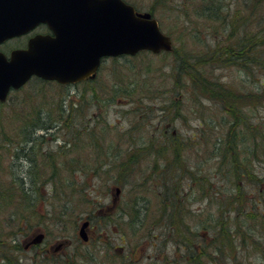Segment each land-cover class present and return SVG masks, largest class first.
Returning a JSON list of instances; mask_svg holds the SVG:
<instances>
[{
    "label": "rangeland",
    "instance_id": "obj_1",
    "mask_svg": "<svg viewBox=\"0 0 264 264\" xmlns=\"http://www.w3.org/2000/svg\"><path fill=\"white\" fill-rule=\"evenodd\" d=\"M125 1L150 11L152 0ZM221 1L226 24L222 17L212 22L214 37L202 18L185 29L171 11L161 18L151 12L170 36L171 52L105 57L93 81L73 86L38 84L32 77L0 102V264H64L67 257L74 264H153L163 255L172 264L168 239L154 247L151 235L165 233L158 222L164 192L170 191L164 177L181 194L182 213V154L216 182L209 183L211 191L204 185L213 199L194 190L201 201L191 193L190 208L215 212L219 190L242 199L239 217L263 212L264 201L257 203L248 189L264 195V0ZM27 36L1 50L9 54ZM182 56L187 64L200 62L190 64L197 65V87L182 73ZM228 56L233 63L225 61ZM211 82L224 88L210 94L205 88ZM124 87L133 89L132 99L115 91ZM236 90L246 98L233 110L225 99ZM257 91L258 100L248 96ZM63 96L72 111L68 119L46 132L28 126L29 136L38 138L25 142V114L57 108ZM242 161L244 179L236 175ZM86 218L89 238L83 242L78 230ZM40 232L43 241L25 249Z\"/></svg>",
    "mask_w": 264,
    "mask_h": 264
},
{
    "label": "water",
    "instance_id": "obj_2",
    "mask_svg": "<svg viewBox=\"0 0 264 264\" xmlns=\"http://www.w3.org/2000/svg\"><path fill=\"white\" fill-rule=\"evenodd\" d=\"M45 23L50 32L31 35L9 56L0 51V102L32 76L69 84L93 77L102 58L169 51L172 40L150 11L125 0H0V43ZM116 194L120 188L116 187ZM89 220L78 234L88 240ZM40 232L29 243H39ZM61 246L59 244L55 249Z\"/></svg>",
    "mask_w": 264,
    "mask_h": 264
},
{
    "label": "trees",
    "instance_id": "obj_3",
    "mask_svg": "<svg viewBox=\"0 0 264 264\" xmlns=\"http://www.w3.org/2000/svg\"><path fill=\"white\" fill-rule=\"evenodd\" d=\"M224 7L225 4L222 3L221 0H152L149 10L159 18H161L160 15L165 13V10L168 12L171 11L175 14L178 24L185 29H187V27L189 28L190 24L196 23L199 18H202L204 22L203 24H206L205 28H208L210 31L208 33L212 34V37H214L211 28L213 26L212 22H217L222 17L221 25L226 24L225 17L227 14L220 15V11L224 9ZM242 47L243 46H239V48ZM172 49L169 52H171ZM228 51L232 54L234 48H229ZM138 53L134 56H137ZM232 58V56H228L225 58V61L233 63V60H231ZM181 59L182 73L188 80L192 81L193 86L197 87L192 79L195 76H198V72L196 71L197 65H191L194 63L200 65V62L192 60L187 64L185 56H182ZM189 59L192 58L189 57ZM179 60L180 58L177 56L175 62ZM37 79L38 84L49 82L48 80H43L41 78ZM84 81L85 83L91 82L93 81V78H87ZM57 84L59 86H65L64 84ZM221 85L222 84L215 85L211 82L205 88L206 92L213 94L215 91L218 92V88L220 89L219 91H221L224 88ZM119 89L121 88H115V91H117V93L121 92L123 95L127 94L125 97H128V99L134 97L133 93H131L133 89L128 90L126 87L123 88L124 90ZM248 96L253 99L256 97V93L250 92ZM65 103L66 99L65 96H63L58 100L57 108L55 107L54 109L51 108L50 110H45L41 107L27 112L25 114V125L23 124L21 126V138L24 139L25 142L36 140V137L33 138V136H29L31 130L26 129L28 126L30 127L32 125L34 129H40L46 132L52 128V123L58 124L62 121H66L72 111H69L70 108H68ZM43 136V134L39 135V137L42 138ZM224 152H228L227 147L220 154ZM224 156L225 155H223V157ZM242 163V171L237 169L236 175L239 178L242 176L244 179L247 173L245 161H242ZM249 173L254 176L251 171H249ZM51 174L49 179L53 176L55 177V175L51 176ZM165 180L166 178L164 177L162 180L163 186L170 191L164 192L162 198L164 206H162L161 213L158 216V222L163 221L162 225L165 233L161 237H159V235L162 231L154 233L151 235V238L156 242L153 244L154 247H158L157 241L163 238L168 239V244L172 250L170 257L172 264H264V235L262 234V232L264 233V210L263 212L256 211L254 217H249L248 215L239 217V215H241L240 205L242 199L236 198V193H234L235 199L232 200L230 195H224L222 191L219 190L214 191V195L220 194L221 196L213 200L214 208L216 209L215 212H212V210L206 211V207H196V210L190 208V194L193 193V200L195 199L196 201H201V199L197 198L201 197L203 194L204 196L202 199H213L212 193L205 192L204 185L208 183L207 189L211 191L212 187L209 183L216 184V182L210 181V175H207L197 163L191 164L183 154L182 213L181 208H178L181 202V194L179 195L177 194V191H173L174 186L166 187ZM170 182L175 183L176 181L173 182L172 180ZM194 190L199 191V197L195 196V193L193 192ZM234 191H236V188H234ZM250 191L257 203L258 200L256 199H259V197L264 201V195H262V198L261 193L257 188L253 190L248 189V192ZM178 193H181V191L178 190ZM194 211H196V213H194ZM175 212L177 216L175 215ZM2 256H4V258L7 257L6 255ZM167 257L168 256L163 255L161 261L155 259L153 264H167ZM65 259L66 262L64 264H74L69 257Z\"/></svg>",
    "mask_w": 264,
    "mask_h": 264
},
{
    "label": "bare ground",
    "instance_id": "obj_4",
    "mask_svg": "<svg viewBox=\"0 0 264 264\" xmlns=\"http://www.w3.org/2000/svg\"><path fill=\"white\" fill-rule=\"evenodd\" d=\"M229 95V94H228ZM261 95H262V93L261 92H259V91H257V93H256V98H257V100L261 97ZM245 96V93L244 92H240V91H235V94H234V96H232V95H229L228 96V98H226L225 100H226V103L228 104V106L230 107V108H232L233 110L235 109V107H237L238 105H240L241 106V104L242 103H245V98L246 97H244ZM235 106V107H234ZM232 113V112H231ZM229 115H230V113H228ZM37 137V136H36ZM179 176H182V170L180 171V173H179ZM170 179V178H169ZM169 179H167V181H166V183H165V186L166 187H169ZM253 188L254 187H249V190L250 189H252L253 190ZM263 211V210H262ZM43 233V232H42ZM38 234V233H37ZM36 235V234H35ZM44 233H43V238H42V240L39 242V243H29L28 244V242L31 240H28L27 241V246H24V248L26 249V247H30L31 245H37V244H40L42 241H43V239H44ZM33 237V236H32ZM88 240H86V241H83V242H87ZM59 244H61L62 245V242H59L55 247H54V249L59 245Z\"/></svg>",
    "mask_w": 264,
    "mask_h": 264
},
{
    "label": "flooded vegetation",
    "instance_id": "obj_5",
    "mask_svg": "<svg viewBox=\"0 0 264 264\" xmlns=\"http://www.w3.org/2000/svg\"><path fill=\"white\" fill-rule=\"evenodd\" d=\"M38 28H42V29H44V32H48L49 31V28L47 27V25L46 24H44V23H40L39 25H37L30 33H32V34H34V33H36V29H38ZM39 32V31H38ZM30 33H28V34H30ZM28 34H23V35H19V36H15V37H12V38H8V39H6V40H4L3 42H1L0 43V51H2L1 50V46L2 45H5L8 41H10V40H14V39H18V38H21V37H26ZM32 34H30V35H32ZM30 35L29 36H27V40H28V38L30 37ZM27 40L25 41V43H24V45H16L17 43H14L15 45H16V47H12L10 50H9V53H10V51L11 50H13V49H15V48H23V47H25L26 46V44H27ZM3 52V51H2ZM5 53V52H4ZM6 54V53H5ZM7 56H9V54H6ZM26 244H27V242H26ZM25 244V246H27ZM29 247V246H28ZM28 247H26V248H28Z\"/></svg>",
    "mask_w": 264,
    "mask_h": 264
}]
</instances>
